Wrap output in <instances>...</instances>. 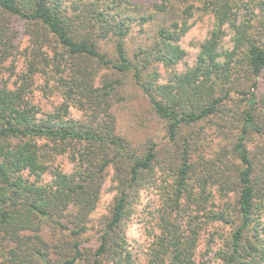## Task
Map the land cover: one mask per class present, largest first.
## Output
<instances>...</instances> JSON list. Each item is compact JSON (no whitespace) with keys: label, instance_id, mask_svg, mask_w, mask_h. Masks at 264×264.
I'll list each match as a JSON object with an SVG mask.
<instances>
[{"label":"trees","instance_id":"16d2710c","mask_svg":"<svg viewBox=\"0 0 264 264\" xmlns=\"http://www.w3.org/2000/svg\"><path fill=\"white\" fill-rule=\"evenodd\" d=\"M199 12L212 27L188 66L180 41ZM13 18L36 39H54L61 102L43 118L29 101L45 65L36 61L16 88H0V264H135L125 224L160 164L169 176L162 172L147 264H197L205 223L229 229L215 250L220 264L264 262L261 0H0V61L15 48ZM125 75L162 124L164 144L136 151L119 133L113 107ZM110 174L116 195L108 218L95 222ZM91 233L95 247L85 246Z\"/></svg>","mask_w":264,"mask_h":264},{"label":"rangeland","instance_id":"374dc122","mask_svg":"<svg viewBox=\"0 0 264 264\" xmlns=\"http://www.w3.org/2000/svg\"><path fill=\"white\" fill-rule=\"evenodd\" d=\"M145 3H153L155 0H141ZM264 7V0H261ZM191 22L192 27L181 38L180 45L186 52L185 61L188 66H192L197 53V46L207 36L212 27V19L209 15L196 13ZM10 26L11 44L15 47L12 55L0 61V88L14 89L19 85V80L25 72L29 61H36L39 71L32 80L31 92L28 94L29 101L34 105L39 115L43 118L55 112L58 108L61 97L60 91L56 88L57 75L53 69L52 62L57 57L60 50L54 39L41 32V36L36 39L30 31L32 27L25 21L13 18L8 19ZM43 36V37H42ZM230 43V35L224 38L225 44ZM106 47H103L105 49ZM111 55V49L108 51ZM102 73L109 76H117L113 71L104 69ZM165 74L164 71H162ZM118 77V76H117ZM130 75L123 77L125 86L120 94L121 101L114 105L113 112L117 118V128L119 133L130 141L134 150H141L144 144L152 142L154 144H164V130L160 121L155 117L152 109L142 94L140 88L135 85ZM259 88L264 90V75L260 79ZM72 118H79L81 113L75 108L70 109ZM206 130L208 128L206 127ZM208 139H213L207 137ZM214 140H218L215 139ZM214 149V147H213ZM208 152L212 149L207 148ZM57 164L65 172H69L71 165L65 157H60ZM158 165L156 183H150L139 191L138 197L132 204L131 212L126 221V237L128 245L134 254L135 264H147L149 249L157 231L158 212L161 206V195L164 186L161 177L169 176L164 167ZM111 174L107 177L101 191L100 200L92 218L95 222L108 218L113 204L116 190L111 181ZM171 182L170 179H168ZM223 203L222 197L216 196L213 201L214 206ZM261 222L264 223V209L262 211ZM229 231L228 227L221 223H205L200 231L198 246L195 253L197 264H220L215 258L216 249L222 244V237ZM85 246L95 247L96 236L91 233ZM264 264V262L262 263Z\"/></svg>","mask_w":264,"mask_h":264}]
</instances>
